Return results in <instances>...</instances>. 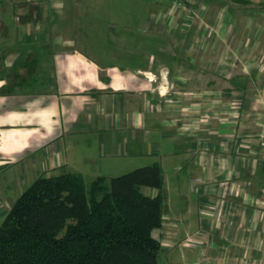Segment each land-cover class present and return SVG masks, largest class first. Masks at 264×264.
<instances>
[{
	"label": "crops",
	"instance_id": "1",
	"mask_svg": "<svg viewBox=\"0 0 264 264\" xmlns=\"http://www.w3.org/2000/svg\"><path fill=\"white\" fill-rule=\"evenodd\" d=\"M12 2L1 85L30 55L38 72L0 96V177L66 172L90 136L108 156L163 152L156 164L179 161L197 213L192 227L179 220L194 259L166 264H264V0H201L199 20L158 0L142 22L92 0ZM16 2L37 6L32 24L9 26ZM179 222L166 212L153 232L159 257L180 245Z\"/></svg>",
	"mask_w": 264,
	"mask_h": 264
},
{
	"label": "trees",
	"instance_id": "2",
	"mask_svg": "<svg viewBox=\"0 0 264 264\" xmlns=\"http://www.w3.org/2000/svg\"><path fill=\"white\" fill-rule=\"evenodd\" d=\"M162 183L159 164L110 184L99 177L89 192L81 176L42 175L5 215L0 264H159L161 243L153 232L163 226L164 199L141 189L160 190Z\"/></svg>",
	"mask_w": 264,
	"mask_h": 264
},
{
	"label": "rangeland",
	"instance_id": "3",
	"mask_svg": "<svg viewBox=\"0 0 264 264\" xmlns=\"http://www.w3.org/2000/svg\"><path fill=\"white\" fill-rule=\"evenodd\" d=\"M1 1V0H0ZM6 1V0H5ZM10 2H7L6 5H2L0 2V18L2 13H11V5H9L12 1L15 2L16 0H9ZM94 7H104L106 11H108L106 16L112 18V12L113 10L121 9L118 11V13H122L124 7L125 12H130V9L137 10L136 13L138 18V21H148L149 14L148 12H144L143 9H150V4L153 3L154 8L156 7V1L153 0L150 2L149 0H92ZM163 4L171 3V6L177 9L178 12L182 14H191V16L195 19H200V16L197 14L196 16L192 13L193 7L196 5L198 6V2L201 0H192V2L186 3L185 7L187 8L186 11H183L181 7H177V1L176 0H160ZM184 2V0H180L178 4ZM191 1V0H190ZM12 2V3H13ZM98 2L102 3L99 4ZM16 5V6H15ZM14 5L15 9V16L16 18H10L7 15V23L10 27L14 26V23H18V25L21 24H32L33 21H35V16L37 15V10H35L36 5L33 3H18ZM153 8V7H151ZM20 9V10H19ZM142 10V11H138ZM22 13V15L19 14ZM116 13V12H115ZM102 14V13H101ZM135 14V13H133ZM193 14V15H192ZM202 17V16H201ZM135 18V17H134ZM111 21V20H110ZM113 23H116L112 19ZM107 25V23H106ZM208 25H206L207 28ZM209 27V26H208ZM210 28V27H209ZM211 29V28H210ZM213 31V30H212ZM211 33V31H210ZM213 33V32H212ZM15 32L11 33V29L0 19V72L3 68L2 65V59L1 57L7 55L6 49L2 48L1 43L2 40H12L14 38ZM32 38V37H31ZM30 39V38H29ZM30 59H26V62L22 64H17L15 67H17L16 72L20 75V77L23 78H29L32 77L31 75H34L38 72V66L32 61L33 55L29 56ZM36 66V67H35ZM16 73H10V76L8 80L9 83V95L16 96L18 91L23 87L22 86V78H15ZM1 76V73H0ZM35 80V79H31ZM2 78L0 77V96H3V93H5L3 90H5L6 86L1 85ZM30 79H27V82H25V86L29 83ZM18 82H21L20 85H18ZM15 86V88H11ZM7 94V93H6ZM67 142V146L70 144ZM74 150L67 152V170L66 173H69L71 175H77L81 176L84 179L85 186L87 191L89 192L91 189V186L94 181H96L99 177H104L107 180V183L110 184V181L112 178L122 176L124 174H127L129 172H132L136 169L154 165L156 163H160L163 158L161 155L163 152L159 154H154L153 157H149L147 155H129V156H108V150L107 147H102L101 143L99 142V139L95 136H90L86 138H79V141H75L74 143ZM168 162H163V169H162V176H163V183L162 188L160 190L151 189V188H145L143 187L141 190L143 193L146 192L145 195L152 196L153 191L156 192L155 196L158 194H161L164 199V210L165 213H170L171 219H173L176 223L181 220L180 218H185V224L192 227V225L195 223L196 218V211L194 207V203L196 201L194 200V196L191 192L190 188V182L185 179L186 176L178 172L177 168L179 166V161L177 162L174 160V165H168ZM5 169L6 165L1 166L0 169ZM32 168H36L34 171ZM32 172L28 175L26 174H19L18 176V185L16 182L14 183V180L16 178V172L14 170L5 173L3 176L0 177V226L5 218V215L9 212L11 207L14 205L16 199L26 191L30 185L35 181H32V178H34L39 171L38 164L37 166L33 164ZM60 170V171H59ZM65 169L62 168L58 169L56 171H51L50 173H46L47 176H57L64 173ZM44 174H41L38 176H42ZM36 178V179H38ZM2 186L5 188L3 191ZM19 188V189H18ZM8 196V197H7ZM154 196V197H155ZM8 198L5 200V198ZM10 199V200H9ZM225 203V202H224ZM223 203V204H224ZM13 204V205H12ZM222 206V204H221ZM173 213V214H172ZM196 213V214H195ZM180 224V230L181 232L183 229V224L179 222ZM182 224V225H181ZM178 238V243L180 245L176 247V249L173 251L172 254H160L159 257V264H166L168 261H171L173 263H179L182 260H193L194 256V250L192 249L191 243H184L185 240V233H180ZM188 238V237H187ZM192 238V237H191ZM159 241V240H158ZM160 242V241H159ZM187 242V241H186ZM162 246V245H161ZM162 249V248H161Z\"/></svg>",
	"mask_w": 264,
	"mask_h": 264
},
{
	"label": "built area",
	"instance_id": "4",
	"mask_svg": "<svg viewBox=\"0 0 264 264\" xmlns=\"http://www.w3.org/2000/svg\"><path fill=\"white\" fill-rule=\"evenodd\" d=\"M176 1H177V3H176L177 4V7L179 6V7L182 8L183 11H186L187 8L185 7L186 6L185 4L188 3L190 0H184V2L181 1L180 4H178V2L180 0H176ZM196 264H211V261H210V259L205 254H202L201 257H200V259L196 262Z\"/></svg>",
	"mask_w": 264,
	"mask_h": 264
}]
</instances>
